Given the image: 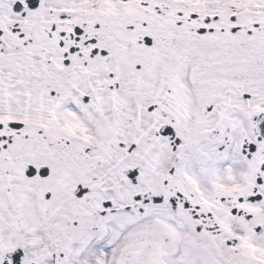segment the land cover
<instances>
[{
    "label": "snow or ice",
    "instance_id": "6c2138e0",
    "mask_svg": "<svg viewBox=\"0 0 264 264\" xmlns=\"http://www.w3.org/2000/svg\"><path fill=\"white\" fill-rule=\"evenodd\" d=\"M0 264H264V0H0Z\"/></svg>",
    "mask_w": 264,
    "mask_h": 264
}]
</instances>
